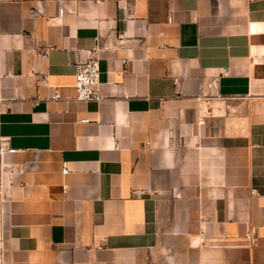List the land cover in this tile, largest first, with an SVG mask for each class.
Masks as SVG:
<instances>
[{"label":"crops","instance_id":"crops-1","mask_svg":"<svg viewBox=\"0 0 264 264\" xmlns=\"http://www.w3.org/2000/svg\"><path fill=\"white\" fill-rule=\"evenodd\" d=\"M0 136V264H264V0H0Z\"/></svg>","mask_w":264,"mask_h":264},{"label":"built area","instance_id":"built-area-1","mask_svg":"<svg viewBox=\"0 0 264 264\" xmlns=\"http://www.w3.org/2000/svg\"><path fill=\"white\" fill-rule=\"evenodd\" d=\"M51 49V45L47 44L40 47L36 51V56L41 57L46 55ZM98 51L93 49L89 52L86 59L79 61L76 66V71L74 73V88H75V98L79 100H103L107 97L99 87V65H98ZM43 79H47V74H43ZM61 97L59 91H54L51 95V99H58ZM17 149L8 143V139L5 136H0V155L4 152H15ZM18 171L21 172L22 168L18 167ZM67 171L66 167H62V172ZM135 193H139L135 190ZM250 232H246L245 236L247 238L251 237Z\"/></svg>","mask_w":264,"mask_h":264}]
</instances>
